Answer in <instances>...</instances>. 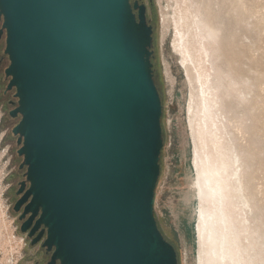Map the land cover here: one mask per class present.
Returning <instances> with one entry per match:
<instances>
[{
  "label": "water",
  "instance_id": "obj_1",
  "mask_svg": "<svg viewBox=\"0 0 264 264\" xmlns=\"http://www.w3.org/2000/svg\"><path fill=\"white\" fill-rule=\"evenodd\" d=\"M146 15L131 0H0L30 183L15 212L30 200L21 232L39 217L49 264H178L155 213L163 106Z\"/></svg>",
  "mask_w": 264,
  "mask_h": 264
},
{
  "label": "rangeland",
  "instance_id": "obj_2",
  "mask_svg": "<svg viewBox=\"0 0 264 264\" xmlns=\"http://www.w3.org/2000/svg\"><path fill=\"white\" fill-rule=\"evenodd\" d=\"M143 3L151 12L149 24L154 30L152 63L163 106L164 148L155 213L162 235L177 252L178 264H195L193 211L185 203L193 178L185 108L189 89L184 82L180 60L172 48L174 29L168 22L164 24L170 17L168 13H173L174 2L143 0ZM202 3L203 8L209 7L217 16L216 25L221 26L227 42L235 46L233 54L227 56V62L222 66L228 72L227 82L230 81L223 98L224 112L234 120L232 131L242 151L262 165L261 170L254 168V177L256 185L262 184L264 199V127L260 120H264V0H202ZM243 4L245 8H242ZM229 58L232 65L227 64ZM5 116L0 102V264H23L28 255L27 241L18 229L11 192V185L17 179L12 178L14 170L22 163L11 128L21 117L6 120ZM17 172L21 178L22 173ZM173 213H179V218ZM262 222L264 225V217Z\"/></svg>",
  "mask_w": 264,
  "mask_h": 264
},
{
  "label": "bare ground",
  "instance_id": "obj_3",
  "mask_svg": "<svg viewBox=\"0 0 264 264\" xmlns=\"http://www.w3.org/2000/svg\"><path fill=\"white\" fill-rule=\"evenodd\" d=\"M172 1L173 13L164 24L174 29L172 48L189 89L185 108L193 178L185 203L193 211L195 264H264L263 187L254 177V168L262 165L242 151L234 120L224 112L230 81L222 66L235 46L202 0Z\"/></svg>",
  "mask_w": 264,
  "mask_h": 264
},
{
  "label": "flooded vegetation",
  "instance_id": "obj_4",
  "mask_svg": "<svg viewBox=\"0 0 264 264\" xmlns=\"http://www.w3.org/2000/svg\"><path fill=\"white\" fill-rule=\"evenodd\" d=\"M136 1H139L140 5L144 4L143 0H131L132 5ZM135 14H137V12H135ZM146 16H147V21L149 23V21L151 19L150 18L151 12L149 10V7L147 10ZM3 23H4L3 18L0 17V102L2 103V108L6 112L5 118L7 120L8 117L12 118L11 113L13 111H15L19 107V105H18V99L15 97L16 90L15 89H13L11 91L8 90V85L11 81V78L6 77V70L10 66V61H9V57L5 54L7 34H6V31L3 30ZM11 94H12V96L10 98ZM12 99H14V101ZM19 117H17V118H19ZM17 118H12V119H17ZM21 120L22 119L20 118V122H21ZM17 125H15L14 127L11 128V132H12L13 136H14L13 129ZM14 138H16V140H17V146L19 147V149H18V151H19L22 146L18 145V137L14 136ZM18 157L20 159H22V163L20 165V168L18 169L20 171V173H22V175H21V178H18L19 172H17L18 170H14V173H13L14 175L12 178L13 179L17 178V179L11 185V192H12L13 199H14L13 204H12V210L16 214V217H17L16 220L18 222V229L21 232L22 226L26 223V221L30 217V215H27L24 219H22L24 211H25V207L30 202V200L28 201L27 204H25L21 207V210L19 212H15V207L19 203V201L22 199L24 194L29 190L30 183L27 181V177H26L27 167L21 168V166L24 162V158L20 157L19 155H18ZM23 183H25L24 192L22 194H19V192L21 190V186ZM38 219H39V217L36 218L35 222ZM35 222L32 224V226L28 229V231L26 233L21 232L27 241L26 249H27V253H28V255L25 257V261L23 264H49V263H51V259H52V255H53L54 251L48 252L47 248L43 247V244L47 238L46 232L43 235V237L40 240H38V242L36 244L34 243L35 240L38 239L40 232L44 229V227H42L38 232H36L33 236H31V231L34 227ZM56 264H59V262H57Z\"/></svg>",
  "mask_w": 264,
  "mask_h": 264
}]
</instances>
